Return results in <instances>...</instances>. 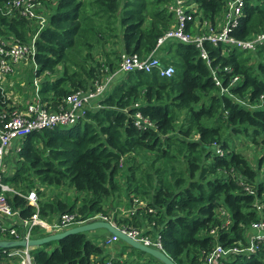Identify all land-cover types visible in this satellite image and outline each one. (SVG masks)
Returning a JSON list of instances; mask_svg holds the SVG:
<instances>
[{"label":"trees","instance_id":"1","mask_svg":"<svg viewBox=\"0 0 264 264\" xmlns=\"http://www.w3.org/2000/svg\"><path fill=\"white\" fill-rule=\"evenodd\" d=\"M12 1L0 0V43L28 45L35 39L42 99L54 111L72 93L115 74L123 54L147 56L176 24L170 0H52L45 2V25L6 14ZM185 1L198 6L196 21L188 26L196 35L221 24L229 0ZM263 33L264 0H246L233 36L251 40ZM164 47L169 57L163 63L176 70L172 78L157 72L119 74L101 107L78 124L37 131L21 142L15 173L4 175L22 194L5 193L21 218L37 213L24 197L36 190L41 218L112 214L120 228L160 237L176 264H205L218 245L249 244L248 230L264 221L256 205L264 196L259 172L264 154L256 168L231 145L245 137L264 149V45L248 52L207 41L211 64L195 44L169 41ZM29 81L32 85V73ZM17 109L0 87V127ZM137 113L151 125L137 127ZM122 207L129 209L124 215ZM33 232L45 237L39 227ZM9 250L0 248V264H15L4 253ZM136 251L131 249L132 255ZM136 253L139 259L145 255ZM31 254L34 264H120L85 233L46 242ZM218 264H264V243L253 254Z\"/></svg>","mask_w":264,"mask_h":264},{"label":"built area","instance_id":"2","mask_svg":"<svg viewBox=\"0 0 264 264\" xmlns=\"http://www.w3.org/2000/svg\"><path fill=\"white\" fill-rule=\"evenodd\" d=\"M51 1L13 0L11 3H8L4 12L9 15L16 13L28 20H34L41 25H45L47 22L44 14L46 10L45 2ZM170 1V10L175 13L176 18L175 27L168 30L164 36L158 39L156 47L147 56L123 54L119 69L115 74L109 75L103 78V80H95L92 89L88 91L72 93L55 111L50 109L48 104L44 103L42 99V80L37 74L39 66L34 65L33 62V57L36 54L35 39L28 45L8 40H2V43H0V87L5 92L7 90L5 86L8 77L19 76L20 71L25 70L23 68L27 66V62L33 64L32 96L26 102V109L24 111H21V109L13 111L9 119L0 127V243L25 242L24 246L8 247L10 250L4 251L9 258L16 260L15 264H34L31 251L35 246H31L29 243L34 239L33 231L36 227H39L46 237L96 221H112L109 217L101 214L83 220L75 213H63L51 221L43 219L39 216V199L36 190H32L27 196H23L26 197L30 205L37 209V213L29 219L21 218L20 212L9 204L5 196L6 192L22 195L4 182L6 162L7 158L10 157V155L8 156V151L13 144L19 145L30 134L37 131L57 127L69 128L78 124L89 110L101 107L100 101L103 99L105 93L112 88L113 82L119 74L136 71H143L145 73L157 72L162 78H172L176 73L175 67L164 64L160 55L161 50L169 41L195 44L201 49V55L208 61V64H211V62L204 49V43L207 41L215 45L223 43L248 52H255L259 46L264 45V33L251 40H241L233 36V32L239 26L240 20L244 16L246 0H229L227 11L221 24L217 27L209 25L208 33L196 35L188 31V26L190 22L196 21L194 11L198 6L195 4L187 6L185 0ZM213 78L218 86H222V80L215 71H213ZM237 80L238 78L235 77L234 82ZM222 90L223 92L228 91L224 88ZM135 117L137 127L144 128L151 125L140 113H137ZM217 152L221 155L223 154L220 148L217 149ZM117 228L135 241L168 255L160 237L154 239L146 235L142 230L135 228H120L118 226ZM250 232L252 234L248 237V245L243 246L240 244L232 248H224L218 245L210 256H207L205 264H218L220 259H229L237 255L255 253L258 249V244L260 242L264 243V221L253 223ZM119 241L121 240L117 235H112L107 238L105 243L113 245ZM104 264L113 263L111 260H108Z\"/></svg>","mask_w":264,"mask_h":264},{"label":"rangeland","instance_id":"3","mask_svg":"<svg viewBox=\"0 0 264 264\" xmlns=\"http://www.w3.org/2000/svg\"><path fill=\"white\" fill-rule=\"evenodd\" d=\"M26 65L27 66L25 68H23L25 70L22 72L20 71L19 77H17V76H11L10 77L9 76L7 81H6V86H5L6 88H8V95L12 99L20 98V99L24 100L23 102H25L31 98L32 93L31 92L28 93V90L31 91L33 88L32 85L30 84V81H29V78L31 77V73H32L33 64H30L29 62H27ZM25 75H26V78H25ZM20 146H22L21 143L19 145L13 144L10 147V149L8 151V155H10L9 159H11L9 161V164H8L9 166L12 164L14 165L13 160H16L15 151H18ZM231 146L234 147L236 151L241 152L247 158H249L251 160L252 164L254 165V167L259 168L258 158L264 154L263 147H258L256 145H253L252 142L251 141L249 142V140L245 139V137H241L240 139L233 140V143ZM11 154L12 155L14 154V155L12 156ZM7 163H8V160H7L6 164ZM8 165H6V166H8ZM259 172H260V180L264 181V165L259 169ZM71 193H73V192H71ZM256 205L259 206L260 210L264 211V196H263V199L261 201H259ZM122 211L123 212L129 211V209H126V207H122ZM226 216H227V214H226ZM250 234H252V233L250 232V230H248V233H247L248 237L250 236ZM120 242L121 241H119V243ZM120 245L122 246V243H120ZM136 252L133 255L134 257L137 256ZM140 256L145 258V259H147V257H149L148 255H140ZM137 259H139V257H137ZM157 264H159V263H157Z\"/></svg>","mask_w":264,"mask_h":264},{"label":"water","instance_id":"4","mask_svg":"<svg viewBox=\"0 0 264 264\" xmlns=\"http://www.w3.org/2000/svg\"><path fill=\"white\" fill-rule=\"evenodd\" d=\"M99 228H105L109 230L110 233L113 235H117L120 240L125 242L129 247H130V254H131V249L137 250L141 253H144L150 257L155 258L156 260L162 262L163 264H176L172 258L165 253L161 252L160 250L154 249L147 247L140 242L135 241L134 239L128 237L126 234L122 233L120 230L117 228V223L114 222H104V221H96L88 224H84L81 226H76L74 228H71L65 232L50 235L43 237L41 239H32L30 241L31 246H42L44 243L53 241V240H61L69 235L76 234V233H88L90 231L99 229ZM25 242L22 241H17V242H12V243H0V248H8V247H17V246H24Z\"/></svg>","mask_w":264,"mask_h":264},{"label":"crops","instance_id":"5","mask_svg":"<svg viewBox=\"0 0 264 264\" xmlns=\"http://www.w3.org/2000/svg\"><path fill=\"white\" fill-rule=\"evenodd\" d=\"M167 49L168 48L164 47L161 50V54L160 55H161L162 58H168L169 57ZM19 76H17V77H19ZM6 92L8 94V88H7ZM30 92L31 91L28 90V93H30ZM13 101L16 102L17 105H19V107L21 108V111H24L26 109V102L27 101L23 102L24 100L20 99V98L13 99ZM9 158H7V160H8L7 165L9 164V161L11 160ZM15 171H16V168H14L13 164L10 165V166L8 165V166H6V172L4 173V175H8V176L9 175H13L15 173ZM124 213H125V211L122 213V215H124ZM109 218H110V220L112 222H114V218H113L112 214H110ZM86 234L95 244L104 246L106 251H107L108 257H110V259H112V260L114 259L115 261H119L120 264H125L126 261H129L130 264H148L149 261H152V259H154L156 262L152 261L151 264L152 263L153 264L154 263L155 264H157V263L163 264L162 262H160V261H158L155 258L150 257V256L147 257V259H145L143 257H142V259H137L138 256L134 257L132 255V253L131 254L129 253L130 252L129 250L124 249L125 244H123L122 240L120 242V243H122V246L120 245L119 242H116L113 245H107L105 243V241L107 240V238L111 237L113 234L110 233L109 230H107L105 228H99V229L90 231V232H88ZM34 239H41V238L34 237ZM122 250L124 252H122Z\"/></svg>","mask_w":264,"mask_h":264}]
</instances>
